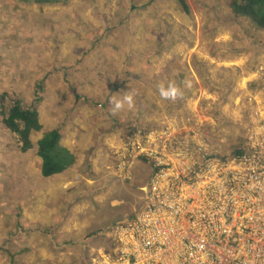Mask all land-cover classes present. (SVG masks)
<instances>
[{
	"label": "rangeland",
	"instance_id": "rangeland-1",
	"mask_svg": "<svg viewBox=\"0 0 264 264\" xmlns=\"http://www.w3.org/2000/svg\"><path fill=\"white\" fill-rule=\"evenodd\" d=\"M47 1L0 0V95L27 106L48 78L44 131L58 127L68 143L85 145L79 169L44 179L35 150L22 153L0 122V264H93L113 227L147 203L148 164H137L134 181L104 174L130 128L200 126L208 150L233 153L250 128L247 97L264 100L262 83L240 89L233 79L253 65L264 72L263 51L250 66L218 71L231 83L209 78L201 57L229 54L219 46L223 33L264 49V30L234 17L228 0H188L189 14L176 0ZM161 88L173 95L163 98Z\"/></svg>",
	"mask_w": 264,
	"mask_h": 264
},
{
	"label": "built area",
	"instance_id": "built-area-1",
	"mask_svg": "<svg viewBox=\"0 0 264 264\" xmlns=\"http://www.w3.org/2000/svg\"><path fill=\"white\" fill-rule=\"evenodd\" d=\"M253 102L238 155L198 143L200 126L137 130L111 148V175H151L147 203L109 232L93 264H264V100Z\"/></svg>",
	"mask_w": 264,
	"mask_h": 264
},
{
	"label": "trees",
	"instance_id": "trees-1",
	"mask_svg": "<svg viewBox=\"0 0 264 264\" xmlns=\"http://www.w3.org/2000/svg\"><path fill=\"white\" fill-rule=\"evenodd\" d=\"M176 1L185 13L191 12L188 0ZM43 2L49 1L43 0ZM228 6L234 17L247 18L258 29L264 30V0H228ZM47 80L48 78H44L36 84L35 98L27 106L16 96L8 93L0 95V122L17 141L22 153H30L35 150L36 155L41 159V175L43 178L49 179L61 175L73 167L77 162V156L62 145L60 128L44 131L39 106L45 99ZM129 130L128 135L136 132L138 127ZM40 133L42 136L34 140V136H38ZM241 151V147H235L232 155H238ZM144 163L149 164L147 161ZM86 238H90V235ZM109 244L111 245V239H109Z\"/></svg>",
	"mask_w": 264,
	"mask_h": 264
},
{
	"label": "crops",
	"instance_id": "crops-1",
	"mask_svg": "<svg viewBox=\"0 0 264 264\" xmlns=\"http://www.w3.org/2000/svg\"><path fill=\"white\" fill-rule=\"evenodd\" d=\"M222 35H224L225 38H224V43L219 44L220 49H223L225 52H229V54L228 53L221 54V57H220V55H218L217 57H211L207 54H202V56H201L204 59V64L208 66V71L210 74L209 78H211L212 80L217 81L216 78L221 79V78L226 77L225 75L223 77L219 76L220 72H218V71H223V68H226L229 66H235V67H244L246 65L250 66L252 64V63H249L250 57L263 59L262 51L264 52V49L261 50L260 48H257V45L252 44L251 41H249L248 36L242 34L243 35L242 41H239L238 38L237 39L231 38V36L228 33H223ZM230 51H232V52H230ZM235 51L237 52V55H235L236 54ZM247 52L250 53V55L245 54ZM253 61H255V59ZM259 64H261V63H259ZM253 66H254L255 70L252 73H250V71H249V73L246 74L248 76L247 78L243 77L245 75H242L240 73H238V74H236V76H234L233 79H234V81H236V84H238L240 89L246 88L247 85L254 86L255 88H257L258 85H260L261 83H262V86H264V72L257 71L258 70L257 66H255V65H253ZM246 72H248V70ZM225 79L228 81V83H231V81H232V80H229L227 78H225ZM259 93H260V95H259L260 99H264V93L263 92H259ZM229 110H230V108H229ZM229 110H228V112H229ZM233 111H234V114H236L238 116L239 112L237 110H233ZM83 133H86V135H87L88 131L83 132ZM203 133L205 135L204 131H203ZM206 136H207V134H206ZM64 139L65 138H63V136H62V140H61L62 145L64 147H66L67 149H69L71 152H73L76 156H77V153H76L77 149L82 148L85 145V143H83L82 141L71 140L68 143L69 140H64ZM204 141H205V139H204ZM197 142L203 143V135L202 134H201V139H198ZM77 161L79 162L78 157H77ZM80 161H81V159H80ZM78 162H76V164H74L73 167L68 169L65 173H69L71 170H74V169H79L78 167H75ZM92 162L93 161L91 160V158L88 157V159L86 160L84 165L86 166L87 163L91 164ZM139 168L141 169V172H142V167L140 166ZM104 174L105 175H111V172H104ZM57 176H59V175H57ZM140 177H142V173L140 174ZM44 179H46V178H44ZM140 179H142V178H140ZM50 183H52V181ZM144 195H145V199H146L147 194L145 192H144ZM85 239H87L86 236H85Z\"/></svg>",
	"mask_w": 264,
	"mask_h": 264
},
{
	"label": "clouds",
	"instance_id": "clouds-1",
	"mask_svg": "<svg viewBox=\"0 0 264 264\" xmlns=\"http://www.w3.org/2000/svg\"><path fill=\"white\" fill-rule=\"evenodd\" d=\"M173 95V93H172V91H170V90H165V89H163V88H161V96L163 97V98H169V97H171ZM128 99V101H129V104H131V98L130 97H128L127 98ZM121 105L119 104V103H117L116 104V107L117 108H119ZM146 164V163H145ZM150 167V166H149ZM150 175H151V169H150ZM135 177V176H134ZM131 181H134V178H133V180H131ZM147 186H148V183H147ZM142 190H143V188H142Z\"/></svg>",
	"mask_w": 264,
	"mask_h": 264
},
{
	"label": "water",
	"instance_id": "water-1",
	"mask_svg": "<svg viewBox=\"0 0 264 264\" xmlns=\"http://www.w3.org/2000/svg\"><path fill=\"white\" fill-rule=\"evenodd\" d=\"M147 164V163H146ZM149 165V164H148ZM148 187H147V184L143 187V191L147 194L148 193Z\"/></svg>",
	"mask_w": 264,
	"mask_h": 264
}]
</instances>
